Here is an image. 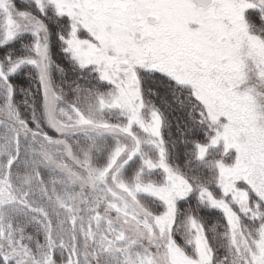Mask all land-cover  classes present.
Returning <instances> with one entry per match:
<instances>
[{"label": "snow or ice", "instance_id": "6c2138e0", "mask_svg": "<svg viewBox=\"0 0 264 264\" xmlns=\"http://www.w3.org/2000/svg\"><path fill=\"white\" fill-rule=\"evenodd\" d=\"M0 264H264V0H0Z\"/></svg>", "mask_w": 264, "mask_h": 264}, {"label": "flooded vegetation", "instance_id": "af4514ba", "mask_svg": "<svg viewBox=\"0 0 264 264\" xmlns=\"http://www.w3.org/2000/svg\"><path fill=\"white\" fill-rule=\"evenodd\" d=\"M24 86L26 87L27 86V82L25 81V83H24ZM19 99V98H18Z\"/></svg>", "mask_w": 264, "mask_h": 264}, {"label": "trees", "instance_id": "16d2710c", "mask_svg": "<svg viewBox=\"0 0 264 264\" xmlns=\"http://www.w3.org/2000/svg\"><path fill=\"white\" fill-rule=\"evenodd\" d=\"M21 83H23V84H24V83H25V81H21ZM18 98H19V97H18Z\"/></svg>", "mask_w": 264, "mask_h": 264}]
</instances>
